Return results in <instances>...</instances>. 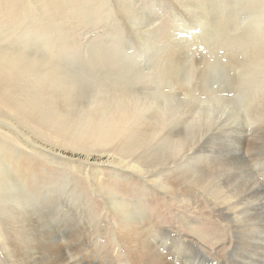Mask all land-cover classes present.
Instances as JSON below:
<instances>
[{
  "label": "rangeland",
  "instance_id": "rangeland-1",
  "mask_svg": "<svg viewBox=\"0 0 264 264\" xmlns=\"http://www.w3.org/2000/svg\"><path fill=\"white\" fill-rule=\"evenodd\" d=\"M249 189L264 190V0H0V264H135L113 242L148 253L139 214L216 252L224 222L203 207ZM190 245L161 249L230 264Z\"/></svg>",
  "mask_w": 264,
  "mask_h": 264
},
{
  "label": "bare ground",
  "instance_id": "bare-ground-1",
  "mask_svg": "<svg viewBox=\"0 0 264 264\" xmlns=\"http://www.w3.org/2000/svg\"><path fill=\"white\" fill-rule=\"evenodd\" d=\"M138 102H139L138 100L137 102L136 101L133 102V105L137 106L139 104ZM120 108L125 110L129 108V106L127 103H125ZM164 108H167V107L165 106ZM127 122H128V119L126 117H122L121 115L110 116L106 119L105 121L106 125L101 130H105L106 132L111 134L110 132H114L124 127V125ZM185 135H187V133H185ZM179 143H181V141H177L178 145ZM212 144L213 143L210 142L209 144H205V145H197L196 147H193L191 149L190 153L194 154V156L196 157H200L203 153H205L212 147ZM49 147L50 148H47V149L52 150V152H57L58 154H69L70 156H74V155L81 156L80 153H77L75 151L71 152V151H67L66 149L64 150L55 149V147H51V145ZM171 153H173V151H171ZM98 156L99 155L96 156L94 154H87L82 157L85 158L86 163H89V161H91V158H98ZM121 167L132 169L133 171L139 172L142 174L147 173L151 177L154 176L151 173H148L144 168H140L137 162L131 163V160H128L127 162L123 163ZM150 180H152L155 183V185L163 188V185L160 184V181H161L160 179H157V180L150 179ZM259 194L264 195V190L249 189V190H246L244 194H242L241 196L231 201H225V202H209L208 201L207 205L203 207L206 209L205 211L206 214L214 218L216 221L224 222V224L216 223L215 226L212 228L213 229L212 231L214 232V230L223 229L225 231L226 239L225 241L221 243L222 245L220 248L216 247L218 249L216 252H209V251L204 250L196 241H193L191 239H189L190 243L197 244L196 248H199V247L202 248L205 251L204 253L206 254H213L215 255V257L217 256L218 258H223L224 260H228L229 261L228 263L230 264H234V263L235 264H264V217H262V214L264 212V197L259 196V198H256V196ZM188 196L189 197L191 196V192L188 193ZM194 202L196 201L194 200ZM114 205L118 207V210L123 209L125 207L124 204L118 201L115 202ZM139 215L140 217L138 215L137 216L131 215L128 218L131 221L134 219L133 220L134 226L132 228L133 229L135 228L139 231V237L135 238L136 246L140 245V243L143 242V239L145 237L149 236L152 238L150 241H148L145 244L148 253H143L142 251L137 252L136 250L130 249L128 247L129 241H130V238H129L130 235H128V233L124 235L114 236V242H113L114 245L116 246V248L121 249L123 253H125L127 257V261L135 263V264H150L153 261H154L153 263L155 264H170L169 262H167L168 260H166V255L162 253L163 247L165 248L167 255H170V253L174 249H176L174 250V255H177L176 259L184 256V253L177 251L179 249L188 248L186 250H191V251L196 250L194 246L192 247L190 245V243L187 245H183L182 247H179L183 243L182 240L186 239L187 237H184L180 232L175 230L172 226L166 227L160 222H157L151 219L147 214L146 216H142L141 214ZM240 215H244L246 217V221H245L246 223L244 225L241 224L239 221ZM43 220H46V218L42 219V223H43ZM214 235L216 236V242L219 241L220 238H222V237H219L217 233H215ZM167 239H169V244H167ZM58 251H59V254H58L59 257L56 258L54 261L57 264L61 263L64 259H66L67 251L69 250H67L66 253H63L62 249ZM105 256H108V255H105ZM187 257L189 258L190 255H187ZM136 260L137 262H135ZM193 260H196V259L194 258Z\"/></svg>",
  "mask_w": 264,
  "mask_h": 264
}]
</instances>
